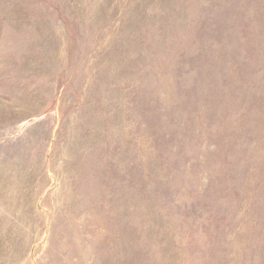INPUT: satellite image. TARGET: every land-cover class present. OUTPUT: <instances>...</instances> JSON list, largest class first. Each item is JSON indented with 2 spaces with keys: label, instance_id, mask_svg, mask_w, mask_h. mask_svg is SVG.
I'll return each instance as SVG.
<instances>
[{
  "label": "rangeland",
  "instance_id": "1",
  "mask_svg": "<svg viewBox=\"0 0 264 264\" xmlns=\"http://www.w3.org/2000/svg\"><path fill=\"white\" fill-rule=\"evenodd\" d=\"M0 264H264V0H0Z\"/></svg>",
  "mask_w": 264,
  "mask_h": 264
}]
</instances>
